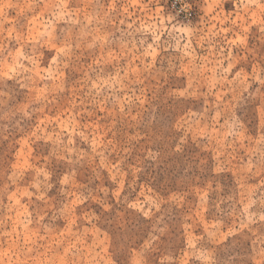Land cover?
<instances>
[{
	"label": "rangeland",
	"instance_id": "374dc122",
	"mask_svg": "<svg viewBox=\"0 0 264 264\" xmlns=\"http://www.w3.org/2000/svg\"><path fill=\"white\" fill-rule=\"evenodd\" d=\"M0 264H264V0H0Z\"/></svg>",
	"mask_w": 264,
	"mask_h": 264
}]
</instances>
